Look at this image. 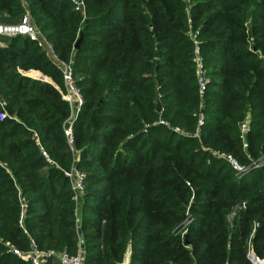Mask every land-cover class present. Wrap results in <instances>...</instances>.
<instances>
[{
    "label": "trees",
    "instance_id": "obj_1",
    "mask_svg": "<svg viewBox=\"0 0 264 264\" xmlns=\"http://www.w3.org/2000/svg\"><path fill=\"white\" fill-rule=\"evenodd\" d=\"M23 15L57 60L28 36L0 35L8 113L0 120V264H26L9 247L26 251L31 242L43 251L81 246L86 264H120L128 249L129 264L264 258V165L237 178L215 155L240 165L264 157V0H83L79 8L0 0V24ZM191 32L207 78L202 96ZM58 61L71 62L83 98L75 152ZM71 165L85 173L78 200L62 172Z\"/></svg>",
    "mask_w": 264,
    "mask_h": 264
},
{
    "label": "built area",
    "instance_id": "obj_2",
    "mask_svg": "<svg viewBox=\"0 0 264 264\" xmlns=\"http://www.w3.org/2000/svg\"><path fill=\"white\" fill-rule=\"evenodd\" d=\"M70 1L76 5V8H79L83 3V0H70ZM0 35L9 36V37L15 35L28 36L30 39L36 41L39 46L45 48L47 52L51 55L52 59L57 60L55 54L53 53L48 42L45 40L43 34L38 30L37 27L33 25L28 15H23L21 19L15 24H0ZM190 36L194 44L192 61L194 63L195 71L197 75L198 91L199 94L202 96V94L206 90V85H207L204 62L200 52V47L196 37V33L191 32ZM58 63L62 69L63 81L66 88V92L62 94V97L64 100H66L69 103L71 108V115L67 120V126L64 128V133L70 150L72 152H75L73 145L72 121L76 117L80 109V106L83 102V98L79 90L75 87L71 62L58 61ZM38 78L43 79V77L41 76ZM6 104H7L6 100L3 99V97L0 94V120H3L6 117H8V113L6 111ZM160 122L163 123L164 121L161 120ZM202 123H203V115L200 114L198 120V127ZM176 130L180 131L178 128H176ZM249 130H250V123H249V118L247 117L240 125L241 135L244 137ZM245 145L246 144L244 143V146ZM41 151L44 156H47L46 153L42 150V148ZM215 155L219 158L226 159L230 162V164L236 171L237 178L242 177L244 174H246L249 170L253 168H257L264 165V157H262L257 161H253L248 165H240L229 154L215 152ZM75 159H78V156H75ZM62 172L63 175L69 180L71 184V188L74 194V199L78 200V198L82 196L85 189V173L74 165H71V167L68 169H63ZM20 205H21V211L19 216V224L22 225V221L25 215V208H26V203L23 198H21ZM187 223L188 220L183 225L182 234H184L186 231ZM0 242H2L1 239ZM9 250L12 252V254L23 258L26 261V264H42L48 258H54L60 264H86L84 251L81 246H79V248L74 253H70L67 250L43 251V250H39L36 247V245L33 242H31V248L26 251L19 250L15 247H9ZM129 256H130V251L128 249L124 255L123 261L120 264H129ZM252 262L253 264H256L255 261Z\"/></svg>",
    "mask_w": 264,
    "mask_h": 264
},
{
    "label": "water",
    "instance_id": "obj_3",
    "mask_svg": "<svg viewBox=\"0 0 264 264\" xmlns=\"http://www.w3.org/2000/svg\"><path fill=\"white\" fill-rule=\"evenodd\" d=\"M81 38H82V32L79 33V37L77 38V40L74 43V48L75 49L78 48L79 43L81 41ZM155 103H156V110L157 111H160L161 110V106H160L159 101L156 100ZM77 231H78V233H80V229H78ZM183 240H184V243L186 244L187 243V241H186V235H183ZM249 258H250L251 261L258 260L259 262H261L262 264H264V258L263 259L258 258L253 252H250L249 253Z\"/></svg>",
    "mask_w": 264,
    "mask_h": 264
},
{
    "label": "crops",
    "instance_id": "obj_4",
    "mask_svg": "<svg viewBox=\"0 0 264 264\" xmlns=\"http://www.w3.org/2000/svg\"><path fill=\"white\" fill-rule=\"evenodd\" d=\"M79 217H80V208L77 210V220L79 221Z\"/></svg>",
    "mask_w": 264,
    "mask_h": 264
},
{
    "label": "rangeland",
    "instance_id": "obj_5",
    "mask_svg": "<svg viewBox=\"0 0 264 264\" xmlns=\"http://www.w3.org/2000/svg\"><path fill=\"white\" fill-rule=\"evenodd\" d=\"M40 76H42V75H40V74H35V76H34V77H40Z\"/></svg>",
    "mask_w": 264,
    "mask_h": 264
}]
</instances>
